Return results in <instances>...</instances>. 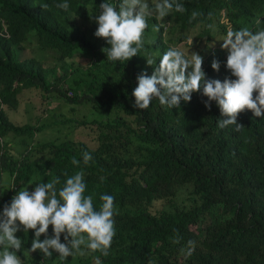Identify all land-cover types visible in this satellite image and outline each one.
<instances>
[{"label": "trees", "instance_id": "16d2710c", "mask_svg": "<svg viewBox=\"0 0 264 264\" xmlns=\"http://www.w3.org/2000/svg\"><path fill=\"white\" fill-rule=\"evenodd\" d=\"M62 2L0 0V212L17 191L83 170L94 206L102 194L114 197L116 235L107 257L61 261L56 253L26 252L34 231L21 230L15 235L23 241L16 253L22 264H94V256L102 264H264V116L245 109L237 132L218 127L226 117L214 101L206 109L200 92L172 109L156 98L136 109L131 95L137 76L151 75L163 53L180 44L202 56L206 80L235 79L220 44L230 29L264 30V0H178L185 12L149 17L143 48L128 61H109L101 49L110 46L94 35L92 16L104 0H67V11L56 7ZM193 11L202 15L190 22ZM215 44L219 71L211 68ZM24 89L57 101L59 111L14 123L11 111ZM79 105L90 111L76 119ZM69 123L90 129L94 146L61 137L59 126ZM49 130L53 139H38ZM84 152L92 156L88 164ZM177 231L181 243L173 244ZM189 240L195 250L184 256L179 249Z\"/></svg>", "mask_w": 264, "mask_h": 264}, {"label": "clouds", "instance_id": "9594fccd", "mask_svg": "<svg viewBox=\"0 0 264 264\" xmlns=\"http://www.w3.org/2000/svg\"><path fill=\"white\" fill-rule=\"evenodd\" d=\"M56 7L67 11L70 5L64 0ZM98 9L92 16L97 25L94 35L110 46L101 49L109 61H128L137 56L144 45L149 17L162 21L173 10L185 12L178 0H151V3L149 0H120L118 5L104 0ZM200 15L202 13L193 11L190 22ZM153 31H159V26L153 25ZM221 48L227 50L224 66L235 79L206 80L202 56L171 47L163 53L151 75L141 72L137 76V86L131 93L135 101L132 106L147 109L156 98L161 106L179 108L181 101L187 103L192 93L200 92L207 97L206 109L210 110L214 101L221 117H226L217 120L221 129L234 125V130L239 132L243 126L237 123V115L245 109L255 117L264 116V30L230 29L222 39ZM154 63L147 60L149 66ZM211 68L219 71L220 63L213 60ZM82 158L84 164L92 160L88 152L82 153ZM71 163L80 165L75 157ZM84 175L83 170L70 176L65 173L67 178L63 182L54 176L46 183L35 184L31 192L26 188L16 192L0 212V264H22L16 253L21 250L23 241L15 235L21 230L34 231L31 248L26 252L39 251L45 258H51L53 253L58 254L61 261L75 255L98 252L107 257L110 254L116 235L114 197L102 194L99 206H94V195H85ZM49 226L51 237L47 235ZM61 234H64V243H61ZM170 239L173 244H180L182 237L177 231ZM194 250L195 241L189 240L179 252L190 256ZM93 260L94 264H102L99 256H94Z\"/></svg>", "mask_w": 264, "mask_h": 264}, {"label": "rangeland", "instance_id": "374dc122", "mask_svg": "<svg viewBox=\"0 0 264 264\" xmlns=\"http://www.w3.org/2000/svg\"><path fill=\"white\" fill-rule=\"evenodd\" d=\"M178 32V31H177ZM187 41L181 42L185 43ZM222 45V43L220 44ZM171 47H176L179 48L181 51H184L185 47L183 44L180 45H175ZM170 47V48H171ZM219 49L218 46L215 44L210 48V51L213 53L211 57L213 59H217L218 57L217 54H219ZM222 56H224L227 53V50H221ZM28 53L31 55L30 51L28 50L25 52V54ZM186 53V51H185ZM23 51L21 52L20 56H23ZM68 95L69 92H67ZM19 98V103L18 106L15 109H12L11 114L13 118V122L17 124H21L24 119H33L38 115H44L46 110L54 109L56 112L59 111L57 106L58 103L57 101H46L37 90L35 89H29V90H22L20 94L18 95ZM76 109L78 111L75 112L74 118L76 119H81L83 118L84 114L89 113V108L83 107L81 105L76 106ZM67 110V107L64 108V111ZM98 116H102V114L99 112L97 114ZM60 129V136L61 137H68V138H73V139H78L86 142L90 146H94V142L91 140L92 137V131L90 129L82 128V126H76L73 123H69L67 125L59 126ZM38 135V134H37ZM57 134L55 133V130H49L46 132V134H43L42 137L37 136L38 139L40 140H51L53 139Z\"/></svg>", "mask_w": 264, "mask_h": 264}]
</instances>
